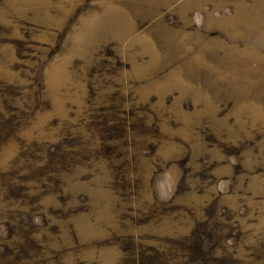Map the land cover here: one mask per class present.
I'll return each mask as SVG.
<instances>
[{"label": "rangeland", "instance_id": "rangeland-1", "mask_svg": "<svg viewBox=\"0 0 264 264\" xmlns=\"http://www.w3.org/2000/svg\"><path fill=\"white\" fill-rule=\"evenodd\" d=\"M0 264H264V0H0Z\"/></svg>", "mask_w": 264, "mask_h": 264}]
</instances>
